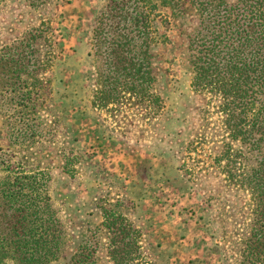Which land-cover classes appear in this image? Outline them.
<instances>
[{
	"label": "rangeland",
	"instance_id": "374dc122",
	"mask_svg": "<svg viewBox=\"0 0 264 264\" xmlns=\"http://www.w3.org/2000/svg\"><path fill=\"white\" fill-rule=\"evenodd\" d=\"M105 3L2 0L0 6V56L18 58L16 68L25 64L12 73L0 63V152L48 175L47 194L66 233L52 264H68L80 242L99 264H108L112 248L140 254L136 264H238L249 196L215 173L211 140L221 134L216 115L198 111L182 37L176 27L156 23L167 39L151 46L158 96L151 111L141 93L122 91L100 102L90 35ZM16 73L25 82L15 88L24 106L15 105L16 92L5 84ZM16 112L21 121L12 124ZM21 125L37 128L29 146L10 138L12 126ZM106 211L114 221L108 227ZM130 227L137 249L127 251L119 232Z\"/></svg>",
	"mask_w": 264,
	"mask_h": 264
},
{
	"label": "trees",
	"instance_id": "16d2710c",
	"mask_svg": "<svg viewBox=\"0 0 264 264\" xmlns=\"http://www.w3.org/2000/svg\"><path fill=\"white\" fill-rule=\"evenodd\" d=\"M26 1L40 6L47 0ZM157 22L164 30L176 27L182 37L190 89L201 100L200 115L208 110L216 115L221 135L211 140L215 173L249 196L238 264H264V0H106L94 16L90 35L100 85L96 99L108 102L122 91L141 93L153 109L151 103L158 96L153 92L151 46L156 39H167L165 31L158 34ZM3 56L0 63L8 72L25 68V64L16 68L18 58H8V64ZM12 76L5 84L16 92L15 105L24 106L23 93L15 88L25 82H19V73ZM16 113L12 124L21 121L22 113ZM36 129L12 126L10 138L27 140L29 146ZM2 154L0 264H52L66 233L47 194L48 175L37 168L24 169L23 161ZM109 215L104 213L106 227L114 224ZM119 233L127 238V251L137 249L134 229ZM87 247L80 242L68 264H99L98 254ZM117 251L112 248L105 254L108 264H136L140 257Z\"/></svg>",
	"mask_w": 264,
	"mask_h": 264
}]
</instances>
